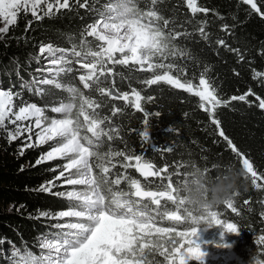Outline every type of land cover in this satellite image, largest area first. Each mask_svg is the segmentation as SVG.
Returning <instances> with one entry per match:
<instances>
[{
  "label": "trees",
  "instance_id": "1",
  "mask_svg": "<svg viewBox=\"0 0 264 264\" xmlns=\"http://www.w3.org/2000/svg\"><path fill=\"white\" fill-rule=\"evenodd\" d=\"M70 2V11L62 9L43 20L30 21L22 14L19 16L17 23L10 28V34L0 40V86L13 92L19 91L24 100L43 107L50 105L53 97L61 100L67 96L65 92L51 88L50 94L41 98L35 90L21 89V85L33 78L50 77L48 72L37 71L51 67L46 54L39 52L42 46L52 44L54 47L71 48L73 44H78L84 28L97 18L90 10L93 0H79V4L76 0ZM86 2L87 7H80ZM137 2L140 9H146V0ZM103 3L104 0H97L95 6L99 8ZM256 3L264 13V0H256ZM196 4L208 11L193 15L187 7V0H156L154 5V10L169 20L168 29L180 34L172 43L183 55L169 56L164 61L176 67L149 72L133 64L116 65L111 76L102 77L105 82L101 86L106 90L112 89L119 94L132 92L133 89L139 91L144 97L141 101L143 112L136 110L131 100L125 102L83 89L74 77L79 68L75 63L66 65L72 67L73 72L61 77L62 82L79 87L100 105L96 112L99 113L98 118L104 121L101 127L107 135L101 136L98 142L91 134L88 136L94 143H99V152L115 165L110 168V176L115 178L123 174L125 177L118 186L121 189L128 190L127 180L131 178L139 179L146 189L150 187L154 190L160 178H144L134 167L123 168L122 164L126 163L124 157L109 154L117 151L133 157L144 152L143 158L155 167L167 168L162 176L178 171L180 175L172 176L173 185L177 187L180 186L176 182L185 178V187L194 178L209 182L226 180L229 172L224 170L229 166L231 170H243L240 159L231 151L227 141L219 136V129L252 162L258 175L264 177V110L259 108V100L256 99L257 96L264 99V75H256L264 74V16L242 0H196ZM201 27L207 34L206 40L199 33ZM221 40L223 45L219 43ZM71 59L75 61L76 58ZM153 62L158 63L159 60L153 58ZM165 71L181 82H191L194 88L201 75L210 81L218 98L228 102L226 106L216 107L214 118L220 122L219 129L211 123L212 116L200 107L203 102L199 97L163 82L152 86L144 83ZM250 91L254 95H247ZM241 95H247V100L230 99ZM15 102L20 103L19 100ZM144 130L149 132L147 140L140 135ZM23 143L19 139H8V134L0 130V264H9L5 254L10 247L27 248L39 254L40 249L36 245L41 235H51L56 231L49 227L52 223L49 217L66 208L63 196L65 186L59 180L51 186V192L41 191L62 170L63 162L57 159L41 163L39 160L50 145L28 147L21 151ZM100 159L102 161L103 157ZM93 164L89 167L106 205L112 199L110 185ZM214 165L219 167L214 168ZM206 168L207 172H199V169ZM150 181L155 183L149 184ZM258 183L264 184V180ZM238 186L239 192L232 201L237 211L233 212L225 204L213 211H217V218L223 222L220 226L235 224L237 233H230L228 237L230 243L237 247V258L244 264H264V243L261 242L264 238V188H255L244 177L238 181ZM180 194L183 196V193ZM245 201L248 203L245 204ZM165 203L170 209L174 208L170 202H161L162 205ZM76 207L81 208L79 205ZM185 207L196 216L202 214L187 204ZM44 212L48 213L47 217L41 215ZM156 224L168 227L173 222L157 218ZM189 227L188 223L177 225L178 230ZM208 229L209 226L202 222L198 231L206 232ZM149 260L152 264H168L158 252L149 255ZM188 264L208 263L192 261Z\"/></svg>",
  "mask_w": 264,
  "mask_h": 264
},
{
  "label": "snow or ice",
  "instance_id": "2",
  "mask_svg": "<svg viewBox=\"0 0 264 264\" xmlns=\"http://www.w3.org/2000/svg\"><path fill=\"white\" fill-rule=\"evenodd\" d=\"M96 2L97 0H93L90 10L95 12L97 18L81 32L78 44H73L69 49L54 47L52 44L39 49L42 55L46 54L47 63L51 67L37 71L50 73V78H33L32 81L23 82L21 85V89L35 90V94L41 98L50 94L51 88L65 92L67 96L50 108L52 113L60 114L58 118L48 117L45 107L24 100L19 91L0 89V129L8 133V139L12 141L21 136L25 137L21 151L28 147L51 145L39 162L59 159L63 162L62 170L58 171L57 176L42 187L41 191L51 192V186L59 180L65 186L63 196L66 202L65 210L49 217L52 221L49 227L56 231L51 235H41L36 245L40 249L39 254H34L27 248L10 247L5 259L9 260V264H152L149 255L158 252L168 264H188L189 260L202 262L205 253L196 242L198 228L202 222L209 227L222 224V220L217 218V211L194 215L185 207L187 203L178 191L180 187L174 186L172 182V176L181 173L177 171L162 176L163 172H167V168L155 167L143 158L144 152L134 157L125 155L123 151L109 154L123 156L126 161L122 164L123 168L134 167L140 176L158 177L160 183L156 184L154 190L150 187L146 189L139 179L129 178L128 190L119 188L122 179H125L123 174L112 178L110 168L115 165L99 152V143H94L86 134L82 135V129H86L97 142L101 136L107 135L106 130L101 127L104 121L98 118L99 113L96 112L100 105L96 99L85 95L79 87L59 79L61 74L73 72V68L66 65L75 63L83 70L78 76L83 89L95 90L101 95H110L112 99L119 98L128 102L130 97L127 92L118 95L101 86L105 82L102 77L112 72L108 65L131 63L149 72L154 69H172L176 66L172 63L165 64L164 61L168 60L169 56L183 55L172 43L180 34L168 29L169 20L154 10L156 0H150V3L146 0V9H140L137 0H104L99 8L95 6ZM242 2L264 16L256 0ZM76 3L79 4V0H76ZM41 5L44 7L41 8ZM87 6V2L80 4V7ZM187 7L193 15L208 11L197 7L196 0H187ZM62 9L71 10L70 0H0V22L6 25L0 28V33L6 34L9 26L17 23L21 13L30 14L35 20H43L45 17L56 15ZM199 33L207 39L203 27L199 29ZM88 37L94 38L95 47ZM219 43L223 45L224 41ZM71 57H75V61ZM153 58H157L159 62H152ZM161 82L199 97L200 101L205 102L201 103L200 107L212 116L211 123L219 129L220 122L214 118V113L217 106H226L228 102L218 98L208 79L201 75L198 85L194 88L191 82H181L179 78L165 71L144 81L148 86ZM131 95L133 107L143 112L141 101L144 97L135 89ZM247 95L254 94L250 91ZM247 95L233 96L230 99L246 101ZM53 99L55 100V97ZM256 99L259 100V108L264 110V99L259 96ZM16 100L20 101L19 105ZM205 104L211 107H206ZM9 125L15 127L9 128ZM33 134L36 137L35 142L32 140ZM218 134L227 141L231 151L240 159L242 169L246 173L244 178L249 179L255 188H264V184L258 183L264 180V177L258 175L252 162L239 151L222 129H219ZM140 135L145 140L149 139L147 130ZM100 157H103L102 161ZM90 164H93L96 171L104 177V181L110 185L112 199L106 205L99 201H89L86 210L81 211L76 207L77 186L89 182ZM204 171L207 172L208 169ZM224 171L230 172L231 167H226ZM152 183L155 181L149 182ZM186 183V178L176 182L179 186ZM162 201L170 202L174 208L170 209L168 203L162 205ZM244 203L247 204L248 201ZM225 205L233 212L237 211L232 201L226 202ZM41 215L47 217L48 213ZM81 215L83 219L79 218ZM157 218L171 221L173 224L159 227L156 224ZM183 223H188L191 227L178 230L177 225ZM224 227L229 233H237L234 223H227ZM223 233L225 234L224 231ZM154 236L155 240L152 239ZM261 242L264 243V238ZM218 246L227 247L225 244Z\"/></svg>",
  "mask_w": 264,
  "mask_h": 264
},
{
  "label": "rangeland",
  "instance_id": "3",
  "mask_svg": "<svg viewBox=\"0 0 264 264\" xmlns=\"http://www.w3.org/2000/svg\"><path fill=\"white\" fill-rule=\"evenodd\" d=\"M43 7L44 6L41 5V8H43ZM21 14H22V17H24L25 19H29L30 21H35V19L30 14H27V15H25L23 13H21ZM5 26L6 25L3 22H0V28L5 27ZM12 26H14V25H12ZM12 26H9V31L6 34L0 33V36H2V38H0V40H3V38H5L6 36H8L10 34V28ZM87 39L90 41H93L92 46L95 47L94 38L88 37ZM119 56H120V54L118 53L117 58H119ZM129 64H131V63H129ZM116 65H119V64H111L110 63L108 65V67L111 68L113 71V69L115 68ZM135 66L138 69H140L139 65H135ZM144 67L147 68V65H145ZM76 70H77V72L74 75L76 83L82 87V85H80V83H79L78 76L83 70L79 69V68H77ZM111 74H112V72H111ZM111 74L107 75V76H111ZM62 75L63 74H61L59 77L60 80H62L61 79ZM48 78H50V77H48ZM38 87H42V86H38ZM4 88L5 87L0 86V89L7 90V88H5V89ZM108 91L111 92L113 90L111 89ZM95 92L97 93V91H95ZM117 94H119V93H117ZM128 94H129L130 100H132V95H131L132 92H129ZM59 102H60V99L55 98V100H53V102L50 105L45 106L46 115L48 117H56V118L59 117L60 114H55V113H52L50 111V108L52 106H55ZM203 103H205V102H203ZM38 106H40V105L38 104ZM205 106L211 107L210 105H207V104H205ZM41 107H43V106H41ZM73 116H75V110L73 112ZM25 123H28V122H25ZM8 127L14 128L15 126L9 125ZM0 130L5 132L2 129H0ZM85 134L88 135L91 133H87L86 129H82V135H85ZM18 139L25 143V137L24 136H21ZM32 140H33V142H35V140H36L35 134H33ZM46 145H50V144H45L44 146H46ZM50 147H51V145H50ZM88 178H89L88 183L77 186V190H78V201H77L78 204L77 205H79L81 207L80 209H83L81 211L86 210V207H87V204L89 201L102 202L101 190H100L99 186L96 184L95 176L92 173V170L89 166H88ZM79 218L83 219L84 217H83V215H81ZM222 230L225 232V234L223 233ZM228 234H230V233L227 232V229L225 227H222V226L216 225V224H213L211 227H209L208 231H206V232L198 231V237L196 238V242L198 244H200L201 250L205 253V257H204V260L202 262H207L208 264H244L243 262H241L237 258V256H236L237 247L235 246L234 243H230V239L228 237ZM152 239L155 240L156 237L154 236V237H152ZM221 244H225V245H227V247L218 246ZM192 261H197V260H189L188 263L192 262ZM197 262H201V261H197ZM251 264H258V263L253 262Z\"/></svg>",
  "mask_w": 264,
  "mask_h": 264
},
{
  "label": "clouds",
  "instance_id": "4",
  "mask_svg": "<svg viewBox=\"0 0 264 264\" xmlns=\"http://www.w3.org/2000/svg\"><path fill=\"white\" fill-rule=\"evenodd\" d=\"M199 172L203 173L204 170L199 169ZM245 175L244 170H231L226 180L209 182L203 178H194L187 187L181 185L178 191L183 193L187 205L204 213L233 201L239 192L238 181Z\"/></svg>",
  "mask_w": 264,
  "mask_h": 264
},
{
  "label": "water",
  "instance_id": "5",
  "mask_svg": "<svg viewBox=\"0 0 264 264\" xmlns=\"http://www.w3.org/2000/svg\"><path fill=\"white\" fill-rule=\"evenodd\" d=\"M111 92H114V91H111ZM116 93V92H115ZM119 95V94H118ZM149 178H154V177H149Z\"/></svg>",
  "mask_w": 264,
  "mask_h": 264
}]
</instances>
